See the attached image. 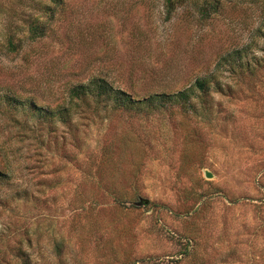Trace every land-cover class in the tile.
Returning a JSON list of instances; mask_svg holds the SVG:
<instances>
[{
    "label": "rangeland",
    "instance_id": "1",
    "mask_svg": "<svg viewBox=\"0 0 264 264\" xmlns=\"http://www.w3.org/2000/svg\"><path fill=\"white\" fill-rule=\"evenodd\" d=\"M63 1L49 23L45 0H0V264H264V0L169 22L163 0ZM10 10L47 34L8 31ZM95 77L139 99L212 87L191 112L34 113Z\"/></svg>",
    "mask_w": 264,
    "mask_h": 264
},
{
    "label": "trees",
    "instance_id": "2",
    "mask_svg": "<svg viewBox=\"0 0 264 264\" xmlns=\"http://www.w3.org/2000/svg\"><path fill=\"white\" fill-rule=\"evenodd\" d=\"M45 1L48 2V5H42L39 8V11L40 13H43L42 15L47 16L49 23H52L56 19V14L58 11L62 10L64 1ZM200 1L198 2V0H193V2L199 6V10L207 9L206 7L208 6L209 8L211 7L210 9H212L214 12L218 11V1L202 0L201 4ZM186 2L187 0H163V9L166 15V21L169 22L176 9L183 7ZM30 8L37 10V5H30ZM262 11L264 13V8ZM1 12L3 15L7 16L8 31L13 30L14 28V30L17 32L20 31L18 30V27L14 26V19L16 17L23 19V22L28 26L29 39L35 41L47 34L49 23L47 24L46 22H43L40 20V18L28 16L29 18L26 19L24 12L18 13L15 11L13 12L12 10L7 11L6 13L4 11ZM204 12L205 11H203V14ZM259 32L262 33L264 37V27L262 30H259ZM13 41L14 35L10 33L8 36L9 46L15 47ZM235 54L237 55V53ZM240 59L241 56L237 55L236 60L240 61ZM211 83V79L205 77L202 79H197L192 86L185 90L175 92L173 94H154L147 98L139 99L137 94L132 95L121 89L114 88L106 80L95 77L92 78L87 84L75 86L70 90L68 102L69 106L67 109L54 112L44 111L43 108L37 107L38 110H35L34 113L40 117H44L47 121H54V119L58 118L63 119V117H65L66 120H70L72 116L71 112L76 108H80L79 105L77 106V102L78 104H85V107L87 105L88 108L90 105H94L96 109H99L102 106L105 109H110L111 111H121L133 115L144 114L146 116H150L151 114L162 113L164 110H170L173 107H177L185 112H191L198 110L195 100L201 101L204 104L203 99L204 96L206 97L209 94L212 87ZM30 105L32 104L30 103ZM21 106L25 107L24 104ZM34 107L36 108V106ZM6 176L7 175L4 172L0 171V181H4Z\"/></svg>",
    "mask_w": 264,
    "mask_h": 264
},
{
    "label": "water",
    "instance_id": "3",
    "mask_svg": "<svg viewBox=\"0 0 264 264\" xmlns=\"http://www.w3.org/2000/svg\"><path fill=\"white\" fill-rule=\"evenodd\" d=\"M205 177H206L207 179H210V178H211L210 174H208V173H205Z\"/></svg>",
    "mask_w": 264,
    "mask_h": 264
}]
</instances>
